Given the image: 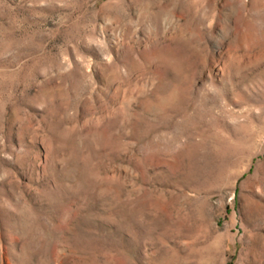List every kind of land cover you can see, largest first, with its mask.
Listing matches in <instances>:
<instances>
[{"label": "rangeland", "instance_id": "rangeland-1", "mask_svg": "<svg viewBox=\"0 0 264 264\" xmlns=\"http://www.w3.org/2000/svg\"><path fill=\"white\" fill-rule=\"evenodd\" d=\"M264 264V0H0V264Z\"/></svg>", "mask_w": 264, "mask_h": 264}, {"label": "trees", "instance_id": "trees-1", "mask_svg": "<svg viewBox=\"0 0 264 264\" xmlns=\"http://www.w3.org/2000/svg\"><path fill=\"white\" fill-rule=\"evenodd\" d=\"M231 264V263H230Z\"/></svg>", "mask_w": 264, "mask_h": 264}]
</instances>
